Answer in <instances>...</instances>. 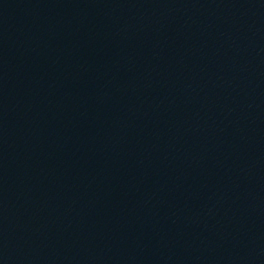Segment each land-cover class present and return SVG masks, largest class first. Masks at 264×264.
I'll return each mask as SVG.
<instances>
[{
	"label": "water",
	"instance_id": "95a60500",
	"mask_svg": "<svg viewBox=\"0 0 264 264\" xmlns=\"http://www.w3.org/2000/svg\"><path fill=\"white\" fill-rule=\"evenodd\" d=\"M0 264H264V0H0Z\"/></svg>",
	"mask_w": 264,
	"mask_h": 264
}]
</instances>
